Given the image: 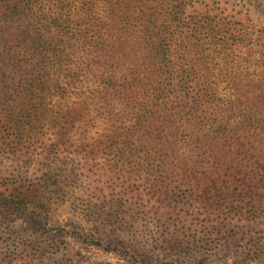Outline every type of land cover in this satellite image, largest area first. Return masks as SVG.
I'll return each instance as SVG.
<instances>
[{
    "label": "rangeland",
    "instance_id": "1",
    "mask_svg": "<svg viewBox=\"0 0 264 264\" xmlns=\"http://www.w3.org/2000/svg\"><path fill=\"white\" fill-rule=\"evenodd\" d=\"M190 1V12H208L232 29L219 52L211 51L224 62L212 73L220 77L215 88L238 108L226 111L227 123L244 120L241 111L264 117V0ZM22 111L0 93V264H264V131L237 132L214 148L188 139L215 155L225 144L226 176L209 163L191 173L202 179L185 182V173L173 189L159 182L149 157L126 152L118 159L98 142V119L25 124ZM186 163L164 175L175 178ZM246 168L258 177L255 190L242 188L250 184Z\"/></svg>",
    "mask_w": 264,
    "mask_h": 264
},
{
    "label": "trees",
    "instance_id": "2",
    "mask_svg": "<svg viewBox=\"0 0 264 264\" xmlns=\"http://www.w3.org/2000/svg\"><path fill=\"white\" fill-rule=\"evenodd\" d=\"M191 5L190 0H0V93L22 105L19 123L98 119L103 126L98 142L118 159L126 152L149 157L167 187L202 179L191 173H202L209 163L214 174L225 177L220 154L225 144L215 155L213 149L200 152L188 139L214 148L246 129L261 134L264 117L257 109L253 116L241 111L244 120L227 123V112L238 108L215 88L220 77L212 73L224 62L211 51L219 52L232 29L208 12H190ZM229 95L239 98L233 90ZM157 135L160 144L142 140ZM158 155L165 156L153 163ZM178 161H187L184 172L172 179L164 175ZM135 165L143 167L144 160ZM246 179L250 184L242 188L255 190L258 177Z\"/></svg>",
    "mask_w": 264,
    "mask_h": 264
}]
</instances>
